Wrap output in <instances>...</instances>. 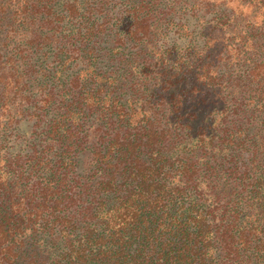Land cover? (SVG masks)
Listing matches in <instances>:
<instances>
[{"label": "trees", "instance_id": "obj_1", "mask_svg": "<svg viewBox=\"0 0 264 264\" xmlns=\"http://www.w3.org/2000/svg\"><path fill=\"white\" fill-rule=\"evenodd\" d=\"M0 264H264V0H0Z\"/></svg>", "mask_w": 264, "mask_h": 264}]
</instances>
